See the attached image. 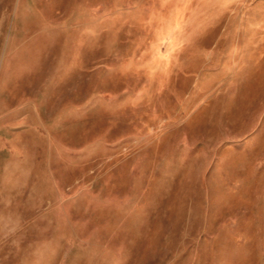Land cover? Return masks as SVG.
<instances>
[{"label":"rangeland","instance_id":"obj_1","mask_svg":"<svg viewBox=\"0 0 264 264\" xmlns=\"http://www.w3.org/2000/svg\"><path fill=\"white\" fill-rule=\"evenodd\" d=\"M0 264H264V0H0Z\"/></svg>","mask_w":264,"mask_h":264}]
</instances>
